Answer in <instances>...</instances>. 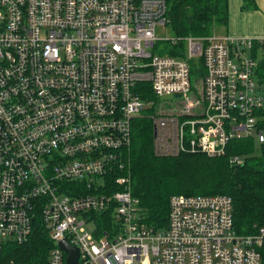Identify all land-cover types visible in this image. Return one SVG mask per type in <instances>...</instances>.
Instances as JSON below:
<instances>
[{
    "label": "built area",
    "instance_id": "obj_1",
    "mask_svg": "<svg viewBox=\"0 0 264 264\" xmlns=\"http://www.w3.org/2000/svg\"><path fill=\"white\" fill-rule=\"evenodd\" d=\"M167 10L166 0H0V257L40 218L53 247L37 264H66L62 240L79 264H264V228L238 234L231 196L175 194L158 230L130 177L110 184L138 118L153 121L158 156L264 144V37L160 38Z\"/></svg>",
    "mask_w": 264,
    "mask_h": 264
},
{
    "label": "trees",
    "instance_id": "obj_2",
    "mask_svg": "<svg viewBox=\"0 0 264 264\" xmlns=\"http://www.w3.org/2000/svg\"><path fill=\"white\" fill-rule=\"evenodd\" d=\"M166 1L169 24L179 36L210 35L216 26L229 21L230 0ZM246 1L256 6L255 0ZM260 77L264 81V59ZM142 86L148 88L144 97L153 99L149 84ZM261 126L264 127V122ZM153 141V121L147 117L136 119L131 146L124 153L126 169L115 172L110 182L112 187L119 188L115 178L120 174L130 177L131 192L140 201V215L145 224L158 230L167 227L170 199L175 194H225L233 199L234 225L238 234L253 235L264 228V144L254 153L256 143L253 138L234 139L227 145L226 155L221 157H210L197 148L177 156H158ZM234 156L243 157L244 162L232 163ZM101 218L104 226L113 221L111 214L97 216V220L102 221ZM35 222L33 237L23 245L6 248L0 260H15L17 264H37L47 260L53 242L41 219L37 218Z\"/></svg>",
    "mask_w": 264,
    "mask_h": 264
},
{
    "label": "crops",
    "instance_id": "obj_3",
    "mask_svg": "<svg viewBox=\"0 0 264 264\" xmlns=\"http://www.w3.org/2000/svg\"><path fill=\"white\" fill-rule=\"evenodd\" d=\"M238 2L241 0H237ZM256 5L260 7L258 11L248 10L247 13H242L234 6L235 0L229 2V27L224 30V33H219L214 29V34L218 36H234V37H264V0H255Z\"/></svg>",
    "mask_w": 264,
    "mask_h": 264
},
{
    "label": "rangeland",
    "instance_id": "obj_4",
    "mask_svg": "<svg viewBox=\"0 0 264 264\" xmlns=\"http://www.w3.org/2000/svg\"><path fill=\"white\" fill-rule=\"evenodd\" d=\"M255 4H256V1H255ZM234 6L237 8L239 12H242V13H247L248 10L258 11L260 9V7H258L257 5L255 6L253 4H248V1L246 0H241L239 2L235 0ZM230 16L231 14L229 13V19H230ZM228 27H229V21L227 24L220 25V27L216 31L219 33H224L223 31L226 30ZM157 34L160 38H172L175 36L174 31L170 24H168V26H163L159 28L157 30ZM258 150H259V144L256 145V149L253 150V152L257 153Z\"/></svg>",
    "mask_w": 264,
    "mask_h": 264
},
{
    "label": "water",
    "instance_id": "obj_5",
    "mask_svg": "<svg viewBox=\"0 0 264 264\" xmlns=\"http://www.w3.org/2000/svg\"><path fill=\"white\" fill-rule=\"evenodd\" d=\"M61 248L68 254L66 264H79V250L70 245L66 240L60 241Z\"/></svg>",
    "mask_w": 264,
    "mask_h": 264
}]
</instances>
